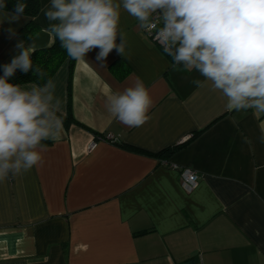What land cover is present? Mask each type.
I'll return each mask as SVG.
<instances>
[{"label":"crops","instance_id":"crops-1","mask_svg":"<svg viewBox=\"0 0 264 264\" xmlns=\"http://www.w3.org/2000/svg\"><path fill=\"white\" fill-rule=\"evenodd\" d=\"M40 4V29L24 42L34 48L53 40L42 11L50 0ZM27 20L0 24V67L18 55ZM119 30L124 56L114 49L102 66L96 48L75 60L78 124L43 142L42 166L0 182V264H264V113L226 110L124 11ZM68 77L65 61L52 77L62 117ZM137 80L153 103L143 125L128 127L108 98ZM174 166L197 171L196 188L186 192Z\"/></svg>","mask_w":264,"mask_h":264},{"label":"clouds","instance_id":"clouds-1","mask_svg":"<svg viewBox=\"0 0 264 264\" xmlns=\"http://www.w3.org/2000/svg\"><path fill=\"white\" fill-rule=\"evenodd\" d=\"M26 7L18 0L4 11L7 5L0 0V24L18 21ZM42 11L50 22L46 30L69 58L85 59L98 48L102 66L114 49L124 56L125 35L119 30L124 11L155 34L174 69L197 71L203 80L193 84L219 92L226 110L264 113V0H50ZM16 48L18 55L3 65L0 76V182L42 166L43 142L58 140L63 130L62 100L53 79L28 87L9 82L17 70L45 76L33 64V46L20 41ZM152 103L148 88L137 80L112 94L107 109L125 126L139 127L149 119Z\"/></svg>","mask_w":264,"mask_h":264},{"label":"trees","instance_id":"trees-1","mask_svg":"<svg viewBox=\"0 0 264 264\" xmlns=\"http://www.w3.org/2000/svg\"><path fill=\"white\" fill-rule=\"evenodd\" d=\"M17 2L18 0H5L7 8L4 11H11ZM19 2L25 3L27 5L24 12V16H26L28 20L25 25H23V27L19 29L18 35L24 42H29L40 29L35 19L41 9V4L40 0H19ZM34 49L35 51L32 54L33 64L34 66H39V68L45 73L44 78L40 79L38 76H34L32 71H29L25 74L22 73L20 70H17L15 75L10 78L9 82L20 84H43L44 82H46L47 79H52L59 67L65 61H68L69 77L67 82V116L62 117V119L63 125L65 127H67L70 123L78 124V122L73 118L71 110V78L75 60L67 56L65 49L61 47L58 39L53 38L52 43L49 46L38 47ZM2 75L3 67H0V76ZM179 146L177 145L171 149H164L155 155L160 158H165L169 156Z\"/></svg>","mask_w":264,"mask_h":264},{"label":"built area","instance_id":"built-area-1","mask_svg":"<svg viewBox=\"0 0 264 264\" xmlns=\"http://www.w3.org/2000/svg\"><path fill=\"white\" fill-rule=\"evenodd\" d=\"M145 33L151 38L159 47L162 48V46L159 44V42L155 39V34H149L145 31ZM95 143L92 142L89 146L88 149H92L94 147ZM175 168L178 169L179 171V178H180V183L183 189L186 192H191L194 188H196L198 179H199V174L197 171H195L192 168L189 167H184V168H178L174 166Z\"/></svg>","mask_w":264,"mask_h":264},{"label":"water","instance_id":"water-1","mask_svg":"<svg viewBox=\"0 0 264 264\" xmlns=\"http://www.w3.org/2000/svg\"><path fill=\"white\" fill-rule=\"evenodd\" d=\"M185 264H188V263H185Z\"/></svg>","mask_w":264,"mask_h":264}]
</instances>
